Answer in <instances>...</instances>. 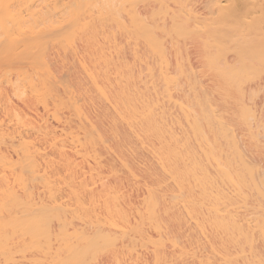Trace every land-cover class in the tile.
<instances>
[{"label": "bare ground", "instance_id": "bare-ground-1", "mask_svg": "<svg viewBox=\"0 0 264 264\" xmlns=\"http://www.w3.org/2000/svg\"><path fill=\"white\" fill-rule=\"evenodd\" d=\"M0 264H264V0H0Z\"/></svg>", "mask_w": 264, "mask_h": 264}]
</instances>
